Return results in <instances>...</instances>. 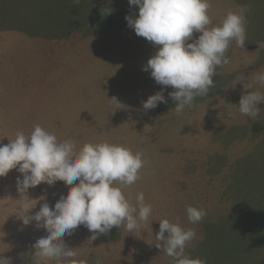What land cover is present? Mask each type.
Returning <instances> with one entry per match:
<instances>
[{
  "label": "rangeland",
  "instance_id": "1",
  "mask_svg": "<svg viewBox=\"0 0 264 264\" xmlns=\"http://www.w3.org/2000/svg\"><path fill=\"white\" fill-rule=\"evenodd\" d=\"M210 2L213 24L229 10L250 8L246 46L232 42L230 62L217 68L208 96L177 115L169 96L174 89L143 70L158 46L128 26L125 17L138 15V6L128 0H0V143L39 124L58 140L118 143L146 161L140 179L124 192L133 204L144 193L152 206L148 223L131 233L113 227L92 242V233L79 226L63 237L78 260L173 264L155 246L157 220L167 218L196 230L186 247L192 257L207 264H264V102L255 119L238 112L241 75L264 72V47H258L264 0ZM162 89L167 103L146 111L142 102ZM112 97L125 107L116 109ZM226 110L232 117L219 119ZM17 177L23 178L16 169L0 177V255L11 264H31L32 245L47 232L35 221L23 225L15 213ZM67 191L63 181L29 188L26 195L37 201L29 214L45 202L54 207ZM189 205L206 210L197 224L187 219Z\"/></svg>",
  "mask_w": 264,
  "mask_h": 264
},
{
  "label": "clouds",
  "instance_id": "2",
  "mask_svg": "<svg viewBox=\"0 0 264 264\" xmlns=\"http://www.w3.org/2000/svg\"><path fill=\"white\" fill-rule=\"evenodd\" d=\"M138 6V15H126L125 19L136 35L158 46L144 71H150L157 84L171 87L169 93L175 102L174 111L181 115L186 108L194 107L197 97L208 96L214 87L217 68L230 62L226 55L232 42L237 47L246 46L248 6L229 10L219 24H213L209 15L210 0H128ZM194 33H199L194 37ZM258 47H264V42ZM244 93L238 104V112L252 119L261 113L258 105L264 102V72H256L251 78L241 75ZM116 109L124 108L117 98H110ZM167 103L163 89L142 102L143 108L154 109L158 103ZM230 110L218 113L223 120L231 118ZM146 161L143 153L108 141L85 142L82 145L71 138L58 140L57 136L39 124L30 134L17 131L7 144L0 143V177L16 169L17 190L21 193L16 214L23 225L36 222L47 235L32 245L31 264H87L78 260L75 248L65 244L63 237L71 235L79 226L92 233L94 241L99 234H107L113 227L123 226L129 233L141 230L149 221L152 206L145 202L143 192L137 193L135 203L125 195L124 188L140 179ZM63 181L68 191L50 207L43 203L39 211L30 215L37 201L26 195L29 188L41 183L53 186ZM78 181V183H77ZM187 219L199 223L206 210L203 207L186 208ZM159 221L155 244L173 264H207L206 260L192 257L186 247L195 239L196 230L185 228L177 219ZM167 233V235L165 234ZM0 264H11V258L0 255Z\"/></svg>",
  "mask_w": 264,
  "mask_h": 264
}]
</instances>
